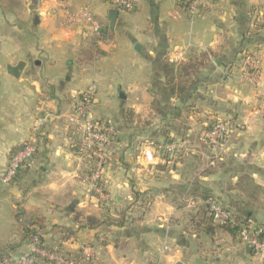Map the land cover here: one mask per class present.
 I'll return each instance as SVG.
<instances>
[{
	"label": "crops",
	"instance_id": "0c3cea01",
	"mask_svg": "<svg viewBox=\"0 0 264 264\" xmlns=\"http://www.w3.org/2000/svg\"><path fill=\"white\" fill-rule=\"evenodd\" d=\"M83 7L109 25L108 0H21L14 12L0 4V176L13 150L31 141L39 147L32 166L0 187V254L30 251L34 242L20 229L30 219L45 245L90 252L96 264H264L229 231L186 230L207 195L264 228V120L254 88L239 75L242 52L253 50L264 90V0H206L196 17L177 0H139L134 11L118 9L113 37L91 63L77 54L93 33L66 15ZM204 52L212 53L210 64L181 95L171 93L164 64L177 78L182 63ZM19 62L15 77L8 69ZM91 84L93 116L115 128L103 170L107 205L88 191L91 165L72 147L66 122ZM217 118L243 127L224 160L208 166L203 137ZM178 140L188 146L181 156L161 154ZM147 146L152 161L143 157ZM127 206L140 220L96 229L76 221L77 212L107 220ZM165 245L171 250L163 254Z\"/></svg>",
	"mask_w": 264,
	"mask_h": 264
},
{
	"label": "built area",
	"instance_id": "2783aa9c",
	"mask_svg": "<svg viewBox=\"0 0 264 264\" xmlns=\"http://www.w3.org/2000/svg\"><path fill=\"white\" fill-rule=\"evenodd\" d=\"M65 2V0H62ZM114 8L124 11H134L137 9L139 0H108ZM186 5L189 14L196 17L200 14L206 0H177ZM67 21L70 24L83 22L94 35V40L101 36L102 25L88 7H83L77 13H69L66 10ZM260 58L253 50H245L241 54L240 78L245 83L255 88L259 78ZM96 86L91 85L84 92L79 93L74 101L71 111L66 116L68 136L72 147L80 157L91 165V174L88 177V191L98 198L101 203L108 204V194L105 186L104 167L109 162L110 155L108 147L115 135L114 125L107 120L95 118L92 114L94 108ZM256 111L264 120V90L258 89L256 92ZM39 122H36L34 129L37 130ZM242 130V126L231 118H217L209 129L205 132L203 140L207 153L208 166H215L222 160L231 148L235 136ZM36 134V133H34ZM36 142H26L20 148L13 150L8 158L7 167L0 176V187L13 183L18 174L32 166L38 152ZM151 149V150H150ZM188 149L187 143L181 140L173 141L162 147L161 154L170 158L182 155ZM144 159L154 160V150L149 147L143 151ZM204 205L217 224H228L232 221L233 214L216 197L209 196L199 201ZM192 206L198 202L192 200ZM264 228L248 222L240 230V240L251 248L258 256L264 258ZM171 250L168 245L163 247V254ZM80 256H69L62 251L50 250L34 242L30 251L17 258H9L0 261V264H39L40 257L52 261L55 264H90L94 258L90 252H84ZM80 260V262L78 261ZM152 264H164L157 260Z\"/></svg>",
	"mask_w": 264,
	"mask_h": 264
},
{
	"label": "trees",
	"instance_id": "16d2710c",
	"mask_svg": "<svg viewBox=\"0 0 264 264\" xmlns=\"http://www.w3.org/2000/svg\"><path fill=\"white\" fill-rule=\"evenodd\" d=\"M0 4L5 9H8L10 11H15V7H20L21 0H0ZM96 19L101 23L102 25V31L101 36L98 40H94L89 47L83 48L78 54H77V61L79 63H91L93 62L100 54V43L106 42L108 40H111L113 37V31L109 27L108 24H104L102 21H100L97 17ZM211 58H213L212 53L210 52H204L197 56L194 59H190L184 63L181 64L179 74L177 78H175L171 72L172 69L169 66V64H164V70L168 74V85L171 90V93L181 95L185 88L196 78V76L199 74V72L207 67L210 62ZM170 73V74H169ZM157 103V104H156ZM154 105V108L156 109L157 113H161V109H159V101H157ZM22 146V145H21ZM19 146L18 148H20ZM220 163V162H219ZM218 163V164H219ZM210 195L204 196V198L209 197ZM182 203V202H181ZM130 209V206L116 210L115 214L108 216L107 220H101L100 218H97L93 215H85L84 213L77 212L76 221L79 225V227L84 228H90V229H96L100 228L103 225H113L116 227H123L128 225L129 223H135V221L140 220V217L138 218H131L128 215V211ZM196 210L189 214L190 219L187 222L186 230L194 231L195 233H204L207 235H213L217 230L223 229L225 231H229L233 234V236L240 237V230L245 227V225L248 224V220H241L238 216H233L232 221L228 224H217L215 223L211 216L208 214V211L204 205L196 206ZM21 234L23 238H27L31 243L37 242L39 245L44 246L50 250H54L53 247H48L45 245V241L42 238L40 232L35 228L34 222L30 221V219L26 220V224H23L20 226ZM264 236V234H263ZM61 250V249H60ZM59 251V250H57ZM64 254L73 256L71 253L62 251ZM84 251L80 252L76 256L83 257L82 254ZM11 258L10 255L7 253H1L0 254V261L4 259ZM80 262V260H78ZM90 264H96V262H91Z\"/></svg>",
	"mask_w": 264,
	"mask_h": 264
},
{
	"label": "water",
	"instance_id": "95a60500",
	"mask_svg": "<svg viewBox=\"0 0 264 264\" xmlns=\"http://www.w3.org/2000/svg\"><path fill=\"white\" fill-rule=\"evenodd\" d=\"M119 14V10L117 8H113L110 10L109 13V25L111 29H114L115 25H116V21H117V17ZM24 66V62H19L17 65L15 66H10L9 67V73L15 77H18L22 68ZM248 249H250L249 246H247Z\"/></svg>",
	"mask_w": 264,
	"mask_h": 264
},
{
	"label": "rangeland",
	"instance_id": "374dc122",
	"mask_svg": "<svg viewBox=\"0 0 264 264\" xmlns=\"http://www.w3.org/2000/svg\"><path fill=\"white\" fill-rule=\"evenodd\" d=\"M260 68H261V64H260ZM261 72V71H260ZM260 72H259V74H260ZM256 81H257V85L255 86V88H254V90H255V92H257L258 91V89H261V85H260V83H259V78H258V80L256 79ZM92 85V84H91ZM90 85V86H91ZM90 86H88V87H90ZM96 86V85H95ZM96 90H97V88H96ZM85 91V90H84ZM84 91H82V92H84ZM82 92H80V93H82ZM92 114H93V112H92ZM96 118V117H95ZM98 119H100V118H98ZM242 127H243V125H241ZM145 148H148L149 149V146H147V147H144L143 148V150H142V153H143V151H144V149ZM152 148V147H151ZM153 149V148H152ZM151 150V149H150ZM153 158H155V155L153 154ZM178 158V157H177ZM166 161V160H165ZM5 211H8V209H5ZM169 246V245H168ZM40 264V263H39Z\"/></svg>",
	"mask_w": 264,
	"mask_h": 264
}]
</instances>
